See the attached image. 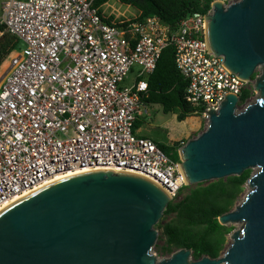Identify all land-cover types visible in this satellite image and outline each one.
<instances>
[{
  "label": "built area",
  "instance_id": "built-area-1",
  "mask_svg": "<svg viewBox=\"0 0 264 264\" xmlns=\"http://www.w3.org/2000/svg\"><path fill=\"white\" fill-rule=\"evenodd\" d=\"M92 1L0 0V24L24 45L4 62L0 81V209L49 182L97 170L141 176L175 201L185 187L179 162L133 132L146 113L144 78L167 47L187 80L184 99L201 119L226 95L255 94L258 70L243 81L207 49L211 6L176 28L157 17L115 27ZM134 67L133 84L121 89Z\"/></svg>",
  "mask_w": 264,
  "mask_h": 264
},
{
  "label": "water",
  "instance_id": "water-1",
  "mask_svg": "<svg viewBox=\"0 0 264 264\" xmlns=\"http://www.w3.org/2000/svg\"><path fill=\"white\" fill-rule=\"evenodd\" d=\"M211 3L204 17L208 51L249 82L257 99L238 111L226 95L208 112L206 129L178 149L185 186L252 172L246 193L218 218L237 225L216 259L194 261L179 249L158 260L155 229L170 203L151 181L106 170L49 182L0 209V264H264V0Z\"/></svg>",
  "mask_w": 264,
  "mask_h": 264
},
{
  "label": "trees",
  "instance_id": "trees-1",
  "mask_svg": "<svg viewBox=\"0 0 264 264\" xmlns=\"http://www.w3.org/2000/svg\"><path fill=\"white\" fill-rule=\"evenodd\" d=\"M111 0H93L92 6L101 19L110 26L121 27L157 17L162 23L176 28L179 21L187 15L210 10L213 0H114L136 11L133 17L115 19L105 16L102 8ZM0 67L9 55L19 49V42L7 33L0 24ZM147 97L145 103L161 106L164 113L174 112L178 121L196 112L184 99L187 80L177 70L174 61V50L167 47L163 50L154 72L145 77ZM250 96L242 94L239 104L243 105ZM140 118L133 125V132L139 127ZM155 143V142H154ZM172 161L179 162L176 146L155 143ZM251 174L246 170L239 177H228L209 183L185 186L187 195L179 202H170L162 218L173 216L168 222H159L157 230H162L163 245L155 244L154 248L161 255H172L179 249L191 251L194 261L202 257L216 259L225 250L227 236L232 227L221 226L218 218L230 212L240 200L247 179ZM180 190V191H181ZM163 220V219H162ZM157 240H160L158 237Z\"/></svg>",
  "mask_w": 264,
  "mask_h": 264
},
{
  "label": "rangeland",
  "instance_id": "rangeland-1",
  "mask_svg": "<svg viewBox=\"0 0 264 264\" xmlns=\"http://www.w3.org/2000/svg\"><path fill=\"white\" fill-rule=\"evenodd\" d=\"M217 1L213 0L212 2ZM238 0H228L225 2L226 5L236 2ZM102 11L105 16H113L115 19H127L133 17L136 14V11L130 7L121 5L114 0H111L106 5L103 6ZM0 16H1V9H0ZM24 45L19 42V49H23ZM6 64L0 67V81L2 76L5 72ZM138 71V67H134L132 72L129 73L124 81L121 83L120 88H128L133 84V80L135 78V74ZM242 94H247L250 97L246 100L243 105H238V111H242L247 104L253 103L258 95L252 94L248 89H245ZM240 95V96H241ZM177 114L174 112L164 113L161 106L155 104H148L146 107V113H143L142 117L140 118L139 127L134 131V135L139 138H146L155 143L164 144L168 146H173L174 144L178 143L176 146V151L181 147V145L185 144L188 140L195 138L201 132L206 129L207 121L200 118V113L198 111L194 112L193 114L187 115L183 121H178L176 118ZM252 172H255L252 171ZM251 172V173H252ZM247 188L244 187V191L240 196V200L246 193ZM188 193L187 189H183L179 192L175 202L181 201ZM239 200V201H240ZM238 201V202H239ZM237 205V204H236ZM173 216L164 217L160 219V222L166 223L168 222ZM163 219V220H162ZM159 222V223H160ZM232 227L233 230L238 229L237 225H228ZM157 227H155L156 229ZM157 230V229H156ZM232 230V231H233ZM158 237L160 240H157L158 245H163L164 238L162 236V230H157ZM231 243L229 235L227 236V242L225 246V250L227 249L228 245ZM224 250V251H225ZM223 251V252H224ZM152 254L160 260L164 258H168V255H161L156 248L152 249Z\"/></svg>",
  "mask_w": 264,
  "mask_h": 264
}]
</instances>
